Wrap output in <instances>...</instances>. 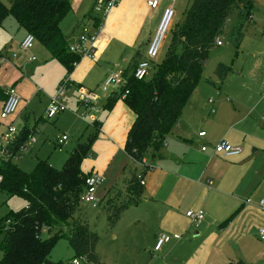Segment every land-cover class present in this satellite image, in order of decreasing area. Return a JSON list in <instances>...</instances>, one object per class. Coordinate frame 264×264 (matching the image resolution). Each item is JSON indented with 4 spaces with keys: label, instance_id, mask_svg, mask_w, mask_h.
I'll return each mask as SVG.
<instances>
[{
    "label": "crops",
    "instance_id": "1",
    "mask_svg": "<svg viewBox=\"0 0 264 264\" xmlns=\"http://www.w3.org/2000/svg\"><path fill=\"white\" fill-rule=\"evenodd\" d=\"M104 1L70 0V12L61 23L62 31L69 42L80 34L82 26L94 29L95 21L92 16H100V13L95 11V5ZM253 2L259 13L264 12V0ZM161 16L162 10L154 13L147 6L146 0H117L103 21L95 43L94 56L81 58L69 75V79L74 83L71 93H76L78 87L98 93L107 76L117 70L126 69L138 52L143 59ZM255 17L254 13L252 22ZM232 18L234 21V17ZM254 29L255 32L252 29L250 32L258 38V43L253 44L258 54L255 58L264 60L261 58L264 56V44L257 35L258 29L255 26ZM248 30H245L241 46H244ZM0 34L10 36L11 42L16 37L21 44L27 31L13 18L4 20ZM18 50L21 53L12 50L0 54L7 58L0 66V111L5 99L4 90L8 86L16 87L21 103L34 106L38 97L40 84L36 74L40 67L38 70L35 66L30 67L31 71L24 70L25 64L38 62V57L35 55L37 60L30 62L32 55H29V51L21 50L20 46ZM160 56L161 54L158 59ZM51 60L52 62L43 68L55 70L53 85L58 86L66 77V69L52 57ZM54 90L42 95L45 105H48ZM101 96L103 99L98 98V102L100 101L103 109L95 114L100 131L92 145L90 158H86L82 163V170L86 173L95 171L102 176L96 197L99 205L105 201L108 207V201L114 199L118 190L124 191L123 195H126L127 181L132 171L141 172L142 167L125 151L127 136L135 122L136 114L123 99H119L111 108H106L108 95ZM230 99L221 88L201 87L199 84L167 135L166 143L160 151L162 157L149 151L144 159L148 167L143 174L145 183L142 200L122 212L117 222L119 231L116 233L125 244L136 247L139 254L152 255V259L147 260L148 264H156L159 256L155 253L159 251L165 252L166 257L158 264H224L231 260H243L246 264H264V242L260 240L257 230L258 227L264 226V212L258 206V200L263 196L255 201L256 203L247 205L245 202L239 203L240 194L232 192L231 195L235 197H231L225 192L228 187L235 191L240 190L244 177L239 175L238 168L246 160L239 157L242 153L233 157L213 153L211 146L220 140H227L243 148V143L248 138L246 126L249 117L241 116L238 111L240 99L237 106L231 104ZM65 102L67 104L66 99ZM70 105H73L75 110L68 107L71 111L69 115H66L69 112L66 110L56 118L48 119L45 115L46 108L42 119H58L62 129L72 132L75 136L81 131L77 118L81 104L74 100ZM19 117L28 122L30 114L24 115L19 106L14 115L5 120L0 119V151L8 124H15ZM28 128L26 127L25 131L33 136L35 130ZM202 131L206 132V136L199 135ZM81 142L82 139L71 142L69 150L73 151ZM204 144L209 145L207 151L201 150ZM38 161L40 159L35 160V165ZM50 164L54 167L59 165L57 162ZM242 169L244 171L243 167ZM213 185L216 186L215 189ZM246 201L251 203L253 200ZM240 204L241 213L228 221ZM190 209L205 212L202 222L195 224L186 216ZM215 209H220V214H216ZM191 230L194 232L193 238L190 237ZM161 234H167L171 239L156 251L155 245ZM170 258L175 263H171Z\"/></svg>",
    "mask_w": 264,
    "mask_h": 264
},
{
    "label": "trees",
    "instance_id": "2",
    "mask_svg": "<svg viewBox=\"0 0 264 264\" xmlns=\"http://www.w3.org/2000/svg\"><path fill=\"white\" fill-rule=\"evenodd\" d=\"M70 9V0H11L9 4L0 0V27L8 16L13 17L27 34L34 35L35 41L44 46L52 59L65 67L66 77H69L81 59L69 50V41L61 27ZM255 11L253 0H190L182 23L173 33L172 44L151 79L138 80L131 73L141 59L139 52L135 55L125 69L127 83L110 93L105 104L106 108H111L123 99L136 114L125 144V151L135 163L140 164L149 151L162 157L160 151L167 135L201 82L210 51L218 46L217 39L227 38L237 54ZM100 16H92L95 27L103 24L105 17ZM232 17L233 24L228 28ZM229 71L228 65L220 63L215 74L222 80ZM93 124V134L73 149L62 168L40 160L32 172H26L15 164L13 158L31 137L27 130L8 143L9 155L0 157L3 177L0 189L8 197L24 198L26 204L0 221V248L3 250L0 264H49L51 251L63 234L62 225L68 227L66 237L76 254L90 263H100L101 257L96 251L100 236L81 220L79 212L89 173L82 170V163L90 155L100 131L98 121ZM141 167L142 171H132L127 181V199L120 204L115 198L108 201L109 226L113 227L129 206L142 200L144 185L138 175H143L148 166ZM54 228L58 230L53 235L41 236L42 231ZM224 264L246 263L238 260Z\"/></svg>",
    "mask_w": 264,
    "mask_h": 264
},
{
    "label": "rangeland",
    "instance_id": "3",
    "mask_svg": "<svg viewBox=\"0 0 264 264\" xmlns=\"http://www.w3.org/2000/svg\"><path fill=\"white\" fill-rule=\"evenodd\" d=\"M3 1L6 4H9L11 0ZM189 2L190 0H178L174 4L175 13L170 29L162 41L159 52V55L161 54V56L157 61L153 62L147 79L152 78L157 65L163 60V58H165L167 50L172 44L173 33L182 23ZM171 3V0H162L160 7L155 10L154 13H158L159 10H162L163 14L165 6ZM259 12L258 9L255 11L257 19L255 17V20H253L250 26L247 27L249 30L246 34L244 46L239 48L237 54L235 53L233 45L227 40V38L223 39V45L216 46L210 51L204 67L203 78L199 83L201 87H212L213 89L221 88L224 94L231 98V104H235L236 106L238 105V99H240L241 105L238 106V111H240L241 116L245 115L250 119H248L246 126L248 138L245 143H243V152L239 156L246 160V162L238 168L239 175L244 177L243 182L240 184V190L238 189L235 191L234 189H229L230 187L225 189V192L231 197H235L231 195L232 192L236 193V195L240 194L238 199L239 203L245 202L247 205L256 203L255 201L260 199L264 193V60H257V58H255L258 54L255 51L257 48L256 46H253V44L258 43V38L255 35L253 36L250 32L251 29L255 32V26V28L258 29L257 35L260 36V40L262 39L261 43L264 44V12ZM8 19H13V17L8 16L6 20ZM160 19L161 17L158 19V24ZM231 20L233 21V18L230 19L228 28L232 24ZM11 41L12 38L10 36H3L0 34V54H5L6 51L12 52V50L21 53L18 50L20 40L14 37L13 42ZM29 55H36L38 57V62L34 64H25L24 70L26 72L29 69L30 71L32 70L30 67L35 66V69L40 67V70L37 69L38 73L36 74L40 84V90L37 94L38 97L34 106L25 102H22L20 105L24 115L27 113L30 114L29 121L25 122L22 117H19L17 121H15L14 126L17 128L18 135L23 132L26 127H29V130L34 129L35 133L27 140L26 150L20 151L18 155L14 157L13 161L22 170L26 171L23 168L28 169L26 172H32L34 170L36 159L45 160L49 163L57 162L59 165L55 167L62 168L72 152L68 147L70 146V143L75 142L78 139H82L83 141L88 140L95 131V126L94 124L83 121L76 115L81 124V131L78 135L73 136L72 132H68V130L64 131L62 129V126L58 123V119H55L54 121L42 119L45 109L48 106L45 105L42 95H47L49 90L51 91L55 89L53 93H51L54 94L58 87L56 84L53 85L55 70L47 67L43 68V66L49 65L52 60L50 54L38 40L35 41L33 49L29 51ZM261 58H264V56H261ZM220 63L230 67L228 75L222 80L215 74V70ZM210 81L215 84L209 83ZM97 94L100 96L99 98L103 99L101 96L103 93L101 91ZM235 96L237 97L235 98ZM65 99L70 110H75L70 103L73 104L74 100H78L76 93L68 94ZM80 107L82 109L79 108V110L82 113L83 110H85V106L81 105ZM70 110L66 115H69L71 112ZM62 135H67L69 140L65 145H57V138ZM87 158H90V155ZM122 182L123 180H121V183ZM215 188L216 186L213 185V189ZM123 194L124 191L120 192L119 190L115 194L114 198L116 199L117 204H120L119 202L127 199V196ZM247 199H252L253 201L250 203V201H246ZM25 204L26 202L24 198L20 196L8 197L6 196V193L0 189V221L10 217L12 213L23 209ZM240 206L241 204L233 212L236 213L238 211L235 216L241 213ZM219 210L215 209L216 214H220ZM260 210L264 212L261 208ZM79 212L81 220L84 223H87L89 227L100 236V240L96 247V251L101 257L100 263H90L85 258L83 259L81 255H77L74 247L66 237L68 227L67 225H62L60 228H62L61 232L63 234L60 235L57 243L51 251L49 264H72V261L75 258L80 261V264H148L147 260L152 259V255L149 253L141 255L136 247L130 244H125L122 241V238L116 233L119 231V225L117 223L116 226L114 225L113 227L108 225V207L105 201L100 202V205L97 208H93L90 204L80 201ZM70 222L72 223V220ZM215 226L217 228V225ZM57 230V228H54L51 231H42L41 236L47 238L53 235ZM193 235L194 232L191 230L190 237L193 238ZM155 254H158L159 256V259L155 261L156 264H158L159 261H162V258L166 257L165 252L159 251ZM2 257L3 250L0 248V260ZM169 261L175 263L172 258H170ZM160 264H165V262Z\"/></svg>",
    "mask_w": 264,
    "mask_h": 264
},
{
    "label": "built area",
    "instance_id": "4",
    "mask_svg": "<svg viewBox=\"0 0 264 264\" xmlns=\"http://www.w3.org/2000/svg\"><path fill=\"white\" fill-rule=\"evenodd\" d=\"M172 4L170 6L165 7L161 19L159 21L157 30L147 48L146 55L143 59H140L136 64L135 68L131 72L134 77L138 80L145 79L148 77L152 64L158 59L159 52L161 49L162 41L168 33L172 19L174 16V4L176 0H171ZM162 0H146L147 6L149 9L155 11L160 7ZM117 0H107L104 2H98L95 5V11L100 13L103 17L110 12V10L116 5ZM103 24L94 27V29H90L88 26L84 25L81 27L80 34L75 37L71 42H69V50L75 54H78L81 58L88 57L92 58L95 54V43L97 40V36L101 31V27ZM35 43V37L33 34L28 33L23 41L20 44V48L23 51H30ZM217 45H223V39H217ZM16 56V54H14ZM7 58L5 56H0V66L3 62H5ZM37 57L32 55L29 58V61H36ZM127 83V75L125 76V69L117 70L112 72L107 76L105 81L100 85L99 90L103 93V95H109L114 91H118L121 87H123ZM74 90V84L69 79V77L64 78L58 85L56 92L50 97L49 104L46 109V117L48 119L56 118L61 113L68 110V106L65 102V98L68 94H70ZM77 98L81 105H84L85 110L79 113V117L90 124H93L97 121L96 115L103 108L101 104L98 102L99 95L95 90L86 89L84 87H78L76 89ZM6 98L3 102L2 109L0 111V119L5 120L10 116L14 115L20 106L21 97L14 86H8L5 88ZM125 96V94L123 95ZM17 128L13 123L8 124L6 131L3 134V140L1 144V153L2 156L9 155L7 150V145L11 141H13L17 137ZM200 136H206V132L202 131L199 133ZM68 140L67 135H62L58 139V144H64ZM212 146L213 153L221 154L225 157H233L238 156L243 152V148L238 145H233L227 140H220L214 143ZM24 145L22 149H25ZM209 145L204 144L201 147L202 151H207ZM21 149V150H22ZM141 166H148L143 160L140 163ZM138 178L142 185H144L143 175H138ZM3 177L0 174V183L2 182ZM102 181V176L95 172L91 171L88 173L85 181V189L84 193L81 196V201L88 203L93 208H97L99 206V201L96 197V190L98 185ZM258 206L260 208H264V195L259 200ZM186 216L190 218L192 222L195 224H199L202 222L205 216V212L203 210H188L186 212ZM258 235L261 241L264 242V226L258 227ZM171 237L167 234H161L156 242L155 250H160L166 243L170 241ZM85 257H83L84 259ZM72 264H80V261L76 258L73 259Z\"/></svg>",
    "mask_w": 264,
    "mask_h": 264
}]
</instances>
